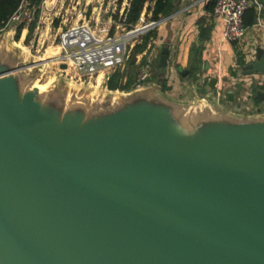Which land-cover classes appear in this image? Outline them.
<instances>
[{"label":"water","instance_id":"1","mask_svg":"<svg viewBox=\"0 0 264 264\" xmlns=\"http://www.w3.org/2000/svg\"><path fill=\"white\" fill-rule=\"evenodd\" d=\"M47 62L0 59V264H264V114L172 103L164 70L54 131L19 78Z\"/></svg>","mask_w":264,"mask_h":264},{"label":"rangeland","instance_id":"2","mask_svg":"<svg viewBox=\"0 0 264 264\" xmlns=\"http://www.w3.org/2000/svg\"><path fill=\"white\" fill-rule=\"evenodd\" d=\"M30 1L26 0L19 12L21 20H12L10 24L0 29V59L7 60L11 64H30L43 60L51 55L48 50H59L60 54L62 49L57 46L60 43V34L64 29L74 23H81L85 19L93 25L101 22L102 24L106 23L111 29L112 23H107L109 15H116L118 12V10H115V13L112 12L113 6L118 0H42L40 5H32ZM38 11L39 14H37ZM27 12H35L30 23L27 21ZM35 19V30L28 39V23L30 25ZM148 20L147 18L145 22ZM22 23L25 24V27L20 36L17 37L19 25ZM59 61L60 59L48 61L42 65L26 68L19 74L22 96L25 93L35 92L37 89L35 87L42 91L40 95L36 94L35 98L44 104L46 121L51 126V130L55 131L59 127L69 124L75 118L78 120L76 128L80 129L91 124L95 114L108 111L107 106L111 104L114 97H117L114 103L117 104L119 97L123 96L121 94L122 89L112 90L108 87L109 80L102 74L99 77L95 75L93 78L83 77L74 68L63 70ZM159 63L148 61L147 68L151 72V78L145 87H150L148 88L150 90L157 85L161 72ZM126 69H129V63ZM133 69L138 73L140 66H135ZM164 69L162 68V71ZM118 70L124 71L122 68ZM165 71L170 74L167 69ZM170 85L171 80L166 78L160 91L163 97L175 101L172 103L176 104L177 102L185 104L190 102V100L181 101L177 99V95L175 97V94L171 92ZM131 89H124V91L127 92ZM247 101V99H242V101L234 102V104L231 103L229 113L233 112L240 117L259 115L256 112V107L260 106V102L256 101L254 105H251ZM239 103L242 104V111L245 112L237 111ZM252 110L254 111L251 112ZM175 121V125H178L179 117H176ZM42 135L45 137L44 133Z\"/></svg>","mask_w":264,"mask_h":264},{"label":"crops","instance_id":"3","mask_svg":"<svg viewBox=\"0 0 264 264\" xmlns=\"http://www.w3.org/2000/svg\"><path fill=\"white\" fill-rule=\"evenodd\" d=\"M261 2L262 9L254 6L257 20L247 26L245 37L237 42H229L224 38L223 21L214 14L215 0L179 1L176 11L157 27V37L161 43L155 47L152 59L159 63L163 48L169 47L165 69L170 74L166 73V78L171 80L170 89L177 99L192 101L196 97L206 96L229 112L231 103L247 99L254 105L259 101L256 112L264 114V100L257 95L259 90H264V74L253 75L246 68L256 58L257 48H264V2ZM153 5V0L146 3L140 20L151 19ZM129 6L130 0H118L113 8L118 10L116 15L120 17L121 12ZM110 17L111 14L107 23H112L111 28L115 29L112 32H115L118 20L112 21ZM147 48L137 55L146 58ZM127 80L128 77L123 78V84ZM238 107V112H245L241 103Z\"/></svg>","mask_w":264,"mask_h":264},{"label":"built area","instance_id":"4","mask_svg":"<svg viewBox=\"0 0 264 264\" xmlns=\"http://www.w3.org/2000/svg\"><path fill=\"white\" fill-rule=\"evenodd\" d=\"M25 1L7 25L12 20H21L19 12L22 10ZM253 6L262 9L263 3L260 0L215 1L214 14L217 19L222 20L224 23V38L227 41L237 42L245 37L248 29L245 24V15ZM127 9L121 12L120 19L116 22L117 30L115 32H112V28L110 29L106 23L102 24L101 22L93 25L86 19L64 29L60 34L59 45L62 52L59 63L62 65L70 61L72 68L87 78H93L95 75L99 77L102 74L109 80L111 75L118 69L125 70L135 45L142 41L144 35L168 19V16L159 20L149 19L147 22H145L146 19L143 21L141 19V22L139 21L134 28L128 29L125 25ZM115 10L112 12L115 13ZM34 14L35 12H27L29 23L33 20ZM110 20H115L113 14H111ZM159 43L161 41L158 39L153 38L151 40L145 52L147 62L143 65L141 63L144 55L142 57L136 55L135 61L141 66L136 75L133 89L145 86L150 80L151 72L147 68L148 61H152L155 47ZM63 70L65 69L63 68Z\"/></svg>","mask_w":264,"mask_h":264},{"label":"trees","instance_id":"5","mask_svg":"<svg viewBox=\"0 0 264 264\" xmlns=\"http://www.w3.org/2000/svg\"><path fill=\"white\" fill-rule=\"evenodd\" d=\"M24 0H0V28H4L7 23L10 21V19L13 17V15L19 10L20 6L22 5ZM123 0H119V2H122ZM150 0H130V6L126 11V20L125 25L128 29L134 28L140 20L141 14L144 10V7L146 3ZM154 5L151 8L152 10V20H159L162 17H167L174 13L178 7L180 0H153ZM216 1V0H215ZM264 2V0H261ZM31 4H37L40 5L42 0H31ZM214 8V7H213ZM39 14V11L38 13ZM39 16V15H38ZM115 20H119V15L114 16ZM257 20V11L255 7H251L246 15H245V24L246 26L254 24V22ZM36 26V19L29 25V34L28 39H30L32 33L35 30ZM25 27V24L22 23L19 25L17 37L20 36L23 28ZM115 30L114 27L112 29ZM157 28L151 30L146 35L143 36V40L140 44H136L133 49L132 58L130 57L128 63H129V69H125L124 71H116L113 73V75L110 77L108 82V87L112 90L116 89H131L135 85L134 76L137 74L136 70L133 69L135 66L139 67L146 63L147 58L143 59V62L141 65H136V55L140 52H143L151 40L153 38L158 39L157 37ZM159 40V39H158ZM128 77V80L126 84H123V78Z\"/></svg>","mask_w":264,"mask_h":264},{"label":"bare ground","instance_id":"6","mask_svg":"<svg viewBox=\"0 0 264 264\" xmlns=\"http://www.w3.org/2000/svg\"><path fill=\"white\" fill-rule=\"evenodd\" d=\"M57 47H60V45H58ZM48 53L51 55L48 56V58H44L43 59L44 61H56V60H59L61 58V53L59 54V50L58 51L48 50ZM71 68H72V63L70 61L66 62V67L64 69L69 70Z\"/></svg>","mask_w":264,"mask_h":264}]
</instances>
